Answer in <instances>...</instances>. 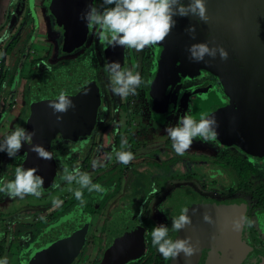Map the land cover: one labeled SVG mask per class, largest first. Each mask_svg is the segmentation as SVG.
<instances>
[{
	"label": "flooded vegetation",
	"instance_id": "1",
	"mask_svg": "<svg viewBox=\"0 0 264 264\" xmlns=\"http://www.w3.org/2000/svg\"><path fill=\"white\" fill-rule=\"evenodd\" d=\"M5 1L7 3L3 12L6 24L0 27L4 26L6 29L14 9L13 0ZM23 1L18 0L15 6L16 11L23 5L20 14L15 16L16 25L10 24L9 31L11 28L15 30L5 35L6 37L2 35L5 31L0 32L3 38L1 40L3 48L0 50L9 61L3 60L6 64L4 63L1 68L0 77L2 73L6 75L11 70L21 74L26 67L30 68L27 71L31 73L35 69V62L50 55L51 43L43 49L39 46L31 47L29 41L31 34H36L34 23L38 22L37 26L40 24V31L43 27L42 22L47 26L46 29L49 28L51 19L47 11L50 10L51 0H25L24 4ZM30 1L33 5L32 11L29 6ZM75 2H83L84 10L89 4L96 6L100 4V0H76ZM63 6L62 3L57 5V10L59 9L57 35L61 44L67 42L64 17L67 11L60 9ZM84 23L83 20L78 22V27L82 29ZM19 27L22 28L19 29ZM91 31L94 37L92 48L81 50L71 63L45 69L42 77L47 72L55 71L65 75L66 77L58 81L59 84L54 82L50 87H53L55 93H58V90L59 94L64 92L70 99L73 97L75 105H78L77 101L79 103L82 98L85 100L89 97L96 100L102 97L106 103L99 107L96 130L92 129L89 134L83 135L82 132H78L77 137L62 134L64 135L62 142H67V145H63L62 148L68 149L67 152H61L60 148L57 152L53 151L55 138L48 140L44 148L52 154V159L43 160L40 167L51 170L50 176L43 177L42 186L45 188L47 183L49 191L43 193L40 190L42 195L39 198L32 195H27L23 199L9 198L12 209L7 211L10 212L9 214L5 212L7 215L3 216V225L0 226V261L6 259L7 264H31L34 259L33 247L26 244L33 243L35 238L40 236L36 229L55 224L71 212L79 211L81 215H89L87 232L82 249L68 264H264V150L254 149L246 152V149L242 147L245 144L244 139L235 141V134L231 136L230 132L225 130L235 128V125L228 123V117L235 114L232 109H228L229 104L235 99L216 77L218 70L211 68V71H208L197 67L189 59L190 53L186 50L176 55V43L170 33L162 44L145 48L141 52L125 49V53H122L124 63L120 65L121 70H132L134 74L139 72L143 81L137 88V94L122 99L110 90L109 76L101 74V66L109 56L105 55V51L109 50L114 55V50L116 51L117 48L119 50V47L113 48L108 47L106 43L102 44L97 30L92 28ZM56 57H52V60L57 61ZM115 58L113 59L117 62ZM83 62L87 63L84 65L88 69L87 73L70 72L73 65ZM8 81L6 76L0 79V98L5 91L7 93ZM186 83L189 85L187 86ZM84 88L90 89L88 95L81 93ZM11 91L13 90L9 88L8 92ZM22 91H25L24 86ZM30 99L31 97L29 102ZM51 100H55L54 97H51ZM189 105H191L190 111H188ZM78 108V111L72 114L77 122L81 121L85 114L86 106L82 105ZM22 109L24 111L18 116L17 123L27 112L26 108ZM186 112L196 120H199L201 116L214 115L222 130L219 127L217 130L219 136L214 142L204 143L199 138L195 139L191 148L181 156L172 149V142L165 129L167 126H174L178 118ZM30 113L31 109L28 115ZM153 118L154 123H151L150 120L152 121ZM64 119L63 117V121H58L55 128L60 126L64 128L68 125L64 123ZM140 119H145L146 122L141 124ZM41 124L44 125L45 121ZM99 132L102 138L96 140V134ZM220 132H227L229 137L221 139ZM124 140L127 141L126 144H122ZM32 142L33 140L29 144L31 145ZM235 143L247 155H242L235 150ZM146 150L152 156H144L142 153ZM116 151H130L134 154V159L128 165H123L116 160ZM76 153L82 155L86 153V157H83L77 166L80 171L88 173L94 184H100L107 190L105 193L93 191L95 202L98 201L99 207H96L94 201L92 204L86 201L89 194L84 193L83 189H81L84 201L82 205L74 195V191L80 186L75 182L68 185L63 178H57V174H62L64 171H60L63 166L55 160L62 159L70 165L75 161ZM20 157L24 156L20 155ZM239 157L245 160H239ZM24 158L28 163V155ZM9 159L12 161V158ZM134 162L137 167L134 166ZM257 163L260 170L255 168ZM90 165L93 167L92 170L87 168ZM115 167L119 168L118 173L114 172L112 177L110 174L108 176ZM129 167L135 168L129 170ZM72 168L70 167L69 171ZM197 168L202 170L201 173L197 171ZM46 173H48L47 170ZM147 173L154 177L146 175ZM156 173L159 174L155 178ZM147 176L149 178L146 179ZM7 180H9L8 176H6ZM64 186H66L65 189ZM153 189L156 190L155 194L150 195ZM124 191L129 192L127 196L130 197L129 202L133 206L144 205V215L141 218L131 217L125 204L115 209L119 205L115 199L121 198ZM108 193L110 196H107ZM113 193H115L114 196ZM6 197V195L2 196L3 199ZM21 201H24V204L20 207ZM55 201H62V203L55 206ZM86 204L88 207L93 206L91 211L86 210ZM106 207H108V213L103 215L102 210ZM184 208L189 209L188 215L192 223L179 232H172L171 219L178 217ZM205 212L212 215L214 224L204 222L203 213ZM41 215L44 216L43 224L40 223ZM241 216L252 221V226L248 227L244 224L240 231H234L232 222ZM29 219L39 221L37 222L39 224L31 223ZM27 223L36 228L26 232L28 241L25 248L21 245L23 241L20 240V235L14 234L13 229L16 224L26 227ZM160 224L169 227V238L173 240L191 237L192 244L196 240L200 241L202 243L200 250H196V253L187 261L183 253L174 260H164L157 248L153 246L151 238V229ZM116 227H122L123 233L120 232V235L124 234L125 237L132 235L134 239L130 240V238L131 242H129L128 238H123L121 250L115 249L114 253L120 252L117 255H107L106 250H97L94 245L95 236L103 232L107 233L108 244V241L114 240V236L110 237V234L117 231L113 229ZM130 229L134 232L132 233ZM232 238L233 251L223 252L224 242H231ZM141 243V247H138ZM37 264L45 263L41 261Z\"/></svg>",
	"mask_w": 264,
	"mask_h": 264
},
{
	"label": "clouds",
	"instance_id": "2",
	"mask_svg": "<svg viewBox=\"0 0 264 264\" xmlns=\"http://www.w3.org/2000/svg\"><path fill=\"white\" fill-rule=\"evenodd\" d=\"M195 16L199 21L207 22V8L205 0H100L99 6L89 4L80 19L86 22L87 27L97 30L101 43L113 48L119 46L124 49H133L137 52L145 48L162 44L175 27V16ZM186 31L195 38V25H190ZM189 59L194 62H201L205 57L215 58L217 54L221 60L228 59V52L223 46L209 47L207 42L195 43L188 47ZM105 72L109 74L110 90L115 96L126 98L129 95L137 94V88L143 83L139 72L132 70H121L118 62H109L105 65ZM90 89L84 88L83 95H88ZM48 107L53 114L67 113L70 108L76 105L72 99L64 92H61L57 99L50 101ZM191 105H189V110ZM62 116L57 115V121H61ZM219 123L214 115L201 116L199 120L194 119L186 112L181 115L174 126H167L165 131L172 142V149L177 155H184L188 151L193 141L199 138L204 143L214 142L218 136ZM36 135L35 131H27L24 127H17L10 134L0 140V152H6L9 158H14L21 150L23 143H31ZM127 141H122L126 144ZM30 150L43 160H51L52 154L40 144H31ZM116 160L128 165L134 154L130 151H116ZM38 168L17 167L13 180L4 182L0 180V193H4L8 198L23 199L27 195L39 198L42 195L40 189L44 184V178L37 174ZM63 179L71 184L77 183L80 188L74 191L77 200L83 205V192L105 193L107 190L100 184H94L88 173L81 172L78 167L64 169ZM155 189L150 195L155 194ZM62 201H55L54 205L59 206ZM188 208H184L178 217H173L171 231L179 232L192 223L188 215ZM195 209L193 212L195 213ZM140 216L144 215V208L140 209ZM203 220L208 224L215 221L209 212L203 213ZM244 224L252 226V221L241 216L234 219L232 228L240 231ZM152 244L157 248L164 260H174L183 253L187 261L196 253V247L191 242V237L183 239L169 238V227L160 224L151 229ZM0 264H7V260L0 261Z\"/></svg>",
	"mask_w": 264,
	"mask_h": 264
},
{
	"label": "water",
	"instance_id": "3",
	"mask_svg": "<svg viewBox=\"0 0 264 264\" xmlns=\"http://www.w3.org/2000/svg\"><path fill=\"white\" fill-rule=\"evenodd\" d=\"M75 1L76 0H51L49 9L52 13L57 15L58 4L62 3L63 5H66ZM184 2L187 4L188 0H184ZM205 4L208 15L207 22L199 21L197 17L190 15L186 17H173L176 20V24L172 29L171 34L176 43V55L183 53L185 50L187 51L188 47L195 43L207 42L209 47L217 45L223 46L229 54L226 61L221 60L219 54H217L214 59L206 56L205 60L202 62L215 70H220L221 62L238 63L234 64L233 67L244 66V64H253L247 65L249 67L262 65L260 67L258 66L259 69L255 72H258L259 78H264V0H205ZM29 6L32 11L33 5L31 1ZM22 7L23 5L21 8ZM21 8L14 11L12 14L13 19L16 14H20ZM13 19L10 20L8 27L12 24ZM190 25H195L196 31L194 39L192 38V35L186 31ZM192 62L196 64V62ZM85 64L87 63L83 62L78 65H73L70 72H75L77 74L87 73L88 69L84 66ZM57 76L59 77L58 81H60L65 75L59 71L47 72L43 75L41 80L36 82L32 87L31 99L29 102L31 113L28 117L27 125L25 126L27 131H35L36 133L32 138V144H40L45 147L48 140H50L48 137V134L51 132L50 129L53 128L56 132L57 128L55 127L58 125V121L56 122L55 119H57V116H55L51 110H48L47 104L44 103L42 105L40 103L41 100L39 99L36 101V98H32V95L34 96L38 91L40 92L47 89L48 86H51L54 83L52 80ZM52 90L53 94L55 91L53 87ZM80 102L81 104L83 102L82 105H84V107L86 106V111L84 110L85 114L81 118V121H75V117H72V114L69 111V113H64L63 116H65L64 123H68L69 125L72 124L71 129L78 128L80 125L81 128H78L75 132H77V134L78 132H82L81 134L83 135L89 133L91 112L95 100L88 99L87 101L86 97L85 100L82 98ZM81 104L79 106H82ZM88 109L90 111H87ZM45 113H50V116L43 118V114ZM52 116L55 118L50 119ZM44 120L46 121L43 125L41 123ZM59 128L61 129L63 126H60ZM68 132L69 130L66 129L67 134ZM23 147V150H20L16 156L23 159L28 155V163L25 158L23 159L26 167L38 168L37 174L42 177L50 176L51 172L48 169L40 167L43 159L38 158L37 154L30 150L31 145L29 142L23 143ZM3 154L7 155L6 152ZM20 155H23L24 157H20ZM16 156L12 158V161L16 159ZM8 160H10L9 157ZM46 170L48 173H46ZM88 218L89 215H81L79 211L71 212L55 224L43 228V233H40V236L38 235L33 243L31 242L32 245L30 242H27L28 238L26 233L20 234V240L23 241L21 244L22 247H25L26 242L27 246L30 245L33 247L34 259L31 264H37L41 261L45 264H58V262H60L59 264H68L71 262L73 256L79 253L84 244ZM113 229H116L117 231L115 233L111 232L110 237L114 236V240L108 241V245L112 247L114 252L115 249H120L123 245V238H128V240L130 238V240L134 239V236L132 237V235H129V237H125L124 234L120 235V232L123 233L122 227H116ZM130 231L132 233L134 232L131 229ZM130 240L129 242H131ZM141 245L142 243L138 247H141ZM193 245L196 247V250L199 251L202 243L196 240ZM233 249V238L231 239V242H224L222 247L223 252L230 250L233 251Z\"/></svg>",
	"mask_w": 264,
	"mask_h": 264
},
{
	"label": "rangeland",
	"instance_id": "4",
	"mask_svg": "<svg viewBox=\"0 0 264 264\" xmlns=\"http://www.w3.org/2000/svg\"><path fill=\"white\" fill-rule=\"evenodd\" d=\"M21 1H23V0H21ZM17 2H18V0H13V4H12L13 9H14L13 13L15 11V6H16ZM24 3H25V0L23 1V4ZM83 6H84L83 2H70V3L64 5L63 7L60 8V9H63V11H67L65 13V16H64L65 21H66V24H65L66 32H65V34L67 36L65 39L67 42L65 44H61V42L58 39L59 35H57V30L59 29V24H58L59 20H57L58 14L56 16H54L55 14L54 13L52 14V12L50 10L47 11L49 18L51 19L50 25H48L49 28L46 30V33H48L50 35L49 38L51 40L50 55L48 57H46L47 59L45 58L43 60H39V61L35 62L34 63L35 69L33 71H31V73H29L27 71L28 69L30 70V68L26 67L21 72V78H19L18 80H17V78L16 79L13 78V79H11V82H13V83L7 84L6 90H9V88H13L12 90L14 92H16V94H17V91L18 92L21 91L20 94L18 93L16 95L17 97L18 96L19 97H18L17 106L15 108L16 110L15 109L14 110L15 111H17V110L24 111V109H22V108L27 109V110H25L27 112H25V114H23L21 116L20 121L15 124V128H17V127H24L25 128V126L27 125V120L29 117L28 111L30 109V107H29V98L31 97L30 91H32V87L34 86V84L42 78V72L47 68L56 67L59 64L61 65V64L71 63L76 59V56H78V54L80 53L81 50L86 49V48L87 49L92 48V44L94 41V37H93L92 31H91L92 28H88L86 25V22L84 23V27L82 29L79 28L78 27L79 25L77 24L78 22L82 21L80 19L79 15L81 14V12L85 11ZM82 9H83V11H81ZM52 16H54V17H52ZM42 26L43 27L41 28V30H43L44 28L45 29L47 28V26L44 24V22H42ZM54 42H56V43H54ZM87 44H89V45H87ZM34 47L37 48L38 46L35 45ZM122 53L123 54L125 53V49L122 47H119V50H118V48L116 51L114 50V55L112 53H110L109 50L105 51V55L106 56L109 55V56H108V60H105L106 62L104 61V64L101 66L102 67V71H101L102 75L109 76V74L107 72H105V65L108 64L109 62H113L114 57H116L115 59L117 60V62L120 65L122 63H124V60L122 58ZM175 53H176V49H175ZM62 56H64V57H62ZM52 57L58 58L57 61H54L55 59L52 60ZM3 60H6V57L4 56V54H2V51L0 50V62L2 61L3 62L2 64L6 63V61L9 62L8 59L6 61H3ZM234 64H238V63L221 62L220 63V66H221L220 70L216 71V72H218L217 76L214 73L215 76L219 78V80L221 81L224 88H226L227 91L229 93H231V95H233V97L235 99V101H233V100L230 101L229 108H228V109H232V111L235 113V114H233L232 117H228V119H229L228 123L235 125V128L225 129V130L229 131L230 132L229 134L231 136L233 134H235V141L238 139H244L243 142L245 144H243L242 147L246 149V152L247 151L248 152L253 151L254 149H257V150L264 149V78H259L258 72H255L256 70L259 69L258 66L260 67L262 65L249 67L247 65H253V64H244V66L233 67ZM196 65H197V67L205 68L208 71H211L210 70L211 67H209L208 65H206L202 61L196 62ZM60 77H63V76H60ZM64 77H66V76H64ZM58 78H59L58 76L54 77V79L52 81L56 82V84H57ZM98 80H100L99 77H98ZM20 83H22L23 85ZM186 85L188 86L189 84L186 83ZM23 86L25 88V91H22ZM57 92L58 93L51 94L52 88L49 86L47 89H44L40 92L38 91L36 93V95H34V96L32 95V98H36L35 99L36 101L40 99L41 100L40 103L42 105L44 103L48 105V103L50 101H52L51 97H54V99L58 98L59 91L57 90ZM6 95L7 94L5 91L3 96H6ZM88 99H89V97H87V100ZM1 101L2 100H0V102ZM16 102H17V99L12 100V103H14V105L16 104ZM105 103L106 102L102 97H101V99L97 98L95 100L94 105H93V109L91 112L92 115H91V121H90V125H89V129H90L89 133L92 131V129L96 130V126L98 124L99 107L105 105ZM76 104L80 105L81 102L76 103ZM42 105H40V106H42ZM78 105H76V107L74 109L70 108L68 111L74 115L79 109ZM48 110H51V112H53L52 109L49 107H48ZM87 111H90V110H87ZM49 114L50 113L43 114V118L50 116ZM57 115H61L62 117H65V116H63L64 113L63 114H56L55 116H57ZM51 118H55V117L52 116V117H50V119ZM55 120L57 122V119H55ZM44 121H46V120H44ZM61 121H63V120H61ZM153 121H154V118L152 119V121L150 120L151 123ZM233 121H234V123H233ZM139 122L141 124H144L146 122V120L140 119ZM11 123H12L11 119H8L7 122L5 121V124L11 125ZM71 125L68 124L64 128H61V129L58 127L56 129V132L53 128L50 129L51 132L48 134V137H49V139L55 138L54 140L56 141L54 148H53V151L57 152L58 148L61 149V152L62 151L67 152L68 151V149L63 150V148H62L63 145L64 146L67 145V142H65V143L62 142V140H64L63 136L67 135V136L77 137L78 134L75 131L78 128H81V126L79 125L78 128L71 129ZM220 126L221 125L219 124V127ZM11 129L12 130L10 131V133L13 131L12 125H11ZM66 129L69 130L68 134L66 133ZM220 129L222 130L221 127H220ZM217 130H219V128ZM220 133H221V139H226L227 136L229 137L227 132H220ZM57 134H58V136H57ZM60 134L61 135L64 134V135L61 136ZM101 138H102L101 132L97 133L95 139L99 140ZM236 143H235V150H237L242 155H247V153L245 151H243L242 148L238 147V145ZM100 147H102V145H100ZM23 148L24 147L22 145L21 150H23ZM148 150L144 151L142 154L144 156H152V154L151 155L149 154ZM83 157H86V153L84 155H82L80 153L74 154L75 161H73L70 165H68L62 159L55 160V162L59 163L61 166H63V169L60 171H64L65 168L69 169L70 167H77L81 163ZM5 159L7 161V155H3V156L0 155V180H3L4 176L7 175L9 177V180H7V182L11 181L15 177V170L17 167L27 168L25 165V161H23L22 158L20 159L19 156H16V159L14 161L8 160L9 162H6ZM238 159L239 160H242V159L245 160L243 157H239ZM4 162H6V163H4ZM245 163L247 164V162H245ZM133 164H134V166L137 167L136 162H134ZM253 166H255V165L253 164ZM87 168L89 170L93 169L92 165L87 166ZM133 168H135V167H129L128 169L132 170ZM165 168H166V166H165ZM255 168H259V170H260L259 164L257 165V167L255 166ZM5 170H7V172ZM118 170H119V168L115 167V169H113L112 171H110L108 173V176L111 175V177H112V174L114 172L118 173ZM49 171H51V170L49 169ZM197 171L199 173H201L202 170L200 168H197ZM64 174L65 173L57 174V178H63ZM156 174L157 175H155V178L158 177L159 173H156ZM146 175L151 176L148 173ZM148 176L146 177V179L149 178ZM151 177H154V176H151ZM159 177H160V175H159ZM104 179H106V177ZM108 179H109V177L107 178V180ZM68 185H70V184L68 183ZM48 186L49 185L46 183L45 188H41L40 190L43 191V193H46L49 191L47 189ZM65 188H66V186H64V189ZM138 189H139V187H138ZM83 192L86 194H89V195H87V199H86L87 202L92 204L94 201L95 205H97L96 207L100 206L98 201L95 202L94 192H89L87 189H85V190L83 189ZM128 193H129L128 191H126V192L124 191V195L121 198L115 199V201L119 202V205L116 206L115 209L123 207L125 204L126 207H128V209H129V213H130L131 217H133L134 219L141 218L139 213H140V209L142 207L144 208V205L138 204L137 206H133L131 204V202H129L130 197L127 196ZM114 195H115V193H113V196ZM2 196H5V194L0 193V209L2 210V212L3 211L7 212L8 209H10V210L12 209V202L9 201L7 198L3 199ZM107 196H110L109 193L107 194ZM15 203H16V201H15ZM13 204H14V201H13ZM22 204H24V201L20 202V207L22 206ZM17 208H19V207H17ZM85 208H86V210L91 211L90 209L93 208V206L90 205L88 207L86 204ZM107 210H108V207L104 208L102 210V214L106 215L108 213ZM133 210H135V211H133ZM36 213H38V212H36ZM43 217L44 216L41 215V219H40L41 224L45 223V221L42 219ZM29 222H31V223L34 222L37 224V222H39V221H33V219H29ZM27 225H29V226H27ZM27 225H26V227H24L21 224H16L14 229H13L14 234L19 236L22 233H26L28 230L31 231V230L36 228V227H33L32 224L27 223ZM99 229H101V228H99ZM36 230H37L36 232H38V234H40V232L42 234L44 229L43 228L40 229L38 227ZM95 230H97V228H95ZM94 239H95L94 245L96 246L97 250H100V249L106 250L107 255H117L119 253V251H116L117 253H114V250L112 249V247L107 244V233L103 232V233L95 236ZM129 255H132V254H129Z\"/></svg>",
	"mask_w": 264,
	"mask_h": 264
},
{
	"label": "crops",
	"instance_id": "5",
	"mask_svg": "<svg viewBox=\"0 0 264 264\" xmlns=\"http://www.w3.org/2000/svg\"><path fill=\"white\" fill-rule=\"evenodd\" d=\"M6 1L5 0H0V25H4V24H6V17L4 16V10H5V7H6ZM11 19H13L12 18V16H11V18H9V20H11ZM8 20V21H9ZM39 21V20H38ZM12 23H14L13 24V26L14 25H16V21H15V18L13 19V22ZM38 22H36V23H34V27H35V30H36V34H31V40L29 41L30 42V44H31V47H34L36 44H38L37 46H39L40 48H43V49H45L46 47H47V45H49L50 43H51V40H50V35L48 34V33H46V30L47 29H43V30H41L40 31V24H39V26H37L36 24H37ZM13 26H11V27H13ZM1 29H0V32H2V31H5L4 33H2V35L3 36H5V35H7L8 33H11L12 31H13V29L14 28H11V30L9 31V29H10V27H7L6 29L4 28V26H2V27H0ZM22 27H19V29H21ZM4 29V30H3ZM15 30V29H14ZM6 37V36H5ZM4 37V38H5ZM3 38H2V36H1V33H0V46H2V43H3V41L1 42V40H2ZM5 41V40H4ZM36 43V44H35ZM35 44V45H34ZM25 45V44H24ZM23 46V45H22ZM3 48V46L2 47H0V49H2ZM20 48H21V45H20ZM34 48H36V47H34ZM14 49V48H13ZM22 49V48H21ZM6 64V63H5ZM13 74V75H12ZM16 79L17 78V80L19 79V78H21V74H16V73H14L13 72V70H11V71H8V73L6 74V79H10L9 80V83H13V82H11V79ZM13 88H11V90H12ZM19 92L17 91V94H18ZM7 95H6V98H7V100H6V102L4 103V105H1V109H0V140H2L3 138H4V136L5 135H7V134H9L10 133V131L12 130L11 129V125L13 126V130L15 129V124L17 123V120H18V116L20 115V114H22V110H17V111H15L16 109V106H17V103H18V97L16 96L17 94H16V92H14V91H11V92H8V90H7V93H6ZM13 99H17V102H16V104L14 105V103H12V100ZM22 108V107H21ZM15 109V110H14ZM8 119H11L12 120V123H11V125H8V124H5V121L7 122V120ZM4 152H0V155H4L3 154ZM5 161H6V159H5ZM6 162H8V157H7V161ZM6 162H4V163H6ZM6 172H7V170H5ZM6 176L7 175H5L4 176V178H3V181L6 183L7 181H6ZM7 198V197H6ZM9 201H10V199L9 198H7ZM10 209H8V211H9ZM8 213V212H7ZM10 213V212H9ZM8 213V214H9ZM2 214V215H1ZM4 215H7V214H5V212L3 211L2 212V210L0 209V226L1 225H3V223H2V219L5 217ZM4 216V217H3ZM6 222V221H5Z\"/></svg>",
	"mask_w": 264,
	"mask_h": 264
},
{
	"label": "trees",
	"instance_id": "6",
	"mask_svg": "<svg viewBox=\"0 0 264 264\" xmlns=\"http://www.w3.org/2000/svg\"><path fill=\"white\" fill-rule=\"evenodd\" d=\"M9 48H10V47H9ZM5 76H6V75L2 73L0 79L5 78ZM0 84H1V83H0ZM0 100H2V101L0 102V106H1V105H4V103H5L6 100H7V99H6V96H3V98H0Z\"/></svg>",
	"mask_w": 264,
	"mask_h": 264
},
{
	"label": "built area",
	"instance_id": "7",
	"mask_svg": "<svg viewBox=\"0 0 264 264\" xmlns=\"http://www.w3.org/2000/svg\"><path fill=\"white\" fill-rule=\"evenodd\" d=\"M2 66H3V64H2V62H0V71H1ZM1 97H2V96H1Z\"/></svg>",
	"mask_w": 264,
	"mask_h": 264
}]
</instances>
